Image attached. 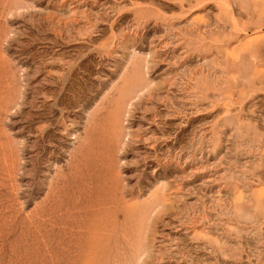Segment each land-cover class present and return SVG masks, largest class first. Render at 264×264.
Returning <instances> with one entry per match:
<instances>
[{
  "label": "rangeland",
  "instance_id": "obj_1",
  "mask_svg": "<svg viewBox=\"0 0 264 264\" xmlns=\"http://www.w3.org/2000/svg\"><path fill=\"white\" fill-rule=\"evenodd\" d=\"M87 259L264 264V0H0V264Z\"/></svg>",
  "mask_w": 264,
  "mask_h": 264
},
{
  "label": "bare ground",
  "instance_id": "obj_2",
  "mask_svg": "<svg viewBox=\"0 0 264 264\" xmlns=\"http://www.w3.org/2000/svg\"><path fill=\"white\" fill-rule=\"evenodd\" d=\"M133 95V94H132ZM130 97H132V96H130ZM133 98V97H132ZM129 101H131V100H129ZM130 104V103H129ZM119 108V107H118ZM113 109V108H112ZM115 115V114H114ZM116 116V115H115ZM113 119V118H112ZM114 123L117 121V120H115V118H114ZM122 124V123H121ZM100 128V127H99ZM103 130V129H102ZM107 130V129H106ZM116 131V130H115ZM120 139V138H119ZM118 145V144H117ZM121 148V147H120ZM123 151V150H122ZM118 152V151H117ZM120 153V152H119ZM156 204V203H155ZM155 204H153V205H155ZM156 207V206H155ZM153 211V210H152ZM150 213H151V211H150ZM116 224V223H115ZM71 234V233H70ZM97 236H98V234H97ZM116 236V235H115ZM93 237V236H92ZM96 237V236H95ZM101 238V237H100ZM94 239V238H93ZM101 239H103V238H101ZM95 240L97 241V239L95 238ZM117 240V239H116ZM95 241V242H96ZM100 242V241H99ZM103 243H104V240H103ZM95 244V243H94ZM98 246H100V245H98ZM103 246V245H102ZM94 247V246H93ZM107 248V247H106ZM94 251H95V249H94ZM99 251V250H98ZM111 251V250H110ZM139 251V250H138ZM99 253V252H98ZM85 254V253H84ZM93 255V254H92ZM107 256H108V254H107ZM93 257L95 258V257H97V256H95V255H93ZM93 257H92V259H90V260H93ZM110 259V258H109ZM53 260V259H52ZM88 260V259H87ZM90 260H88L89 262H90ZM94 261H95V259H94ZM99 261V260H98ZM113 261V260H112ZM147 262V261H146ZM91 264H93V262H90ZM84 264H86V262L84 263ZM88 264V263H87Z\"/></svg>",
  "mask_w": 264,
  "mask_h": 264
}]
</instances>
